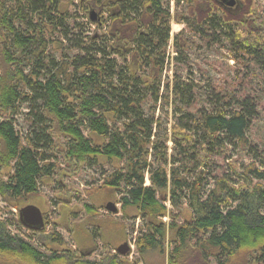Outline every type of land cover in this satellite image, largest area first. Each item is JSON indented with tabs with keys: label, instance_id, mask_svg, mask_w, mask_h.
<instances>
[{
	"label": "trees",
	"instance_id": "obj_1",
	"mask_svg": "<svg viewBox=\"0 0 264 264\" xmlns=\"http://www.w3.org/2000/svg\"><path fill=\"white\" fill-rule=\"evenodd\" d=\"M93 6L107 20L88 21L97 30L79 34L69 55L59 34L75 30L73 8L89 17ZM238 7L0 0V264H264V147L251 138L264 104V12L255 0ZM173 23L243 69L230 89L205 91L208 109L196 108L195 81L176 74L165 84ZM185 32L177 55L190 49ZM252 74L262 90L254 97ZM86 169L100 179L80 188ZM56 186L51 220L42 188ZM34 203L47 228L20 221ZM13 209L11 224L3 216ZM129 230L133 248L121 255L115 243Z\"/></svg>",
	"mask_w": 264,
	"mask_h": 264
},
{
	"label": "rangeland",
	"instance_id": "obj_2",
	"mask_svg": "<svg viewBox=\"0 0 264 264\" xmlns=\"http://www.w3.org/2000/svg\"><path fill=\"white\" fill-rule=\"evenodd\" d=\"M91 8V7H90ZM172 8H174V4L172 3ZM255 8H258L260 12H264V0H255ZM241 8H238V11L235 12L237 14H240ZM74 16L71 19V23H75V30H72L69 34L68 39L63 38L61 34H59L60 38L66 45V50L69 55L75 54L74 50V40L77 39V36L81 34L82 36L83 31H89L87 34H93L97 28L95 25H88V21H90L92 24L105 22L107 20L106 15L101 16V12L97 7H92L89 11L90 16L87 17L84 12L78 8H73ZM94 12L95 17L94 20L91 17V13ZM83 24L81 27L80 25ZM85 28V29H84ZM84 29V30H83ZM185 30V38L187 42L190 44V49L187 50L188 52H183L182 56L180 54L177 55L176 51L174 50L173 43L175 42V37L181 31ZM62 33V32H61ZM86 34V35H87ZM171 37L172 41L170 43V48L168 47V54L166 58L165 63V71H164V81L165 84L167 82H171L174 78V75L178 74L183 79H190L192 81H195L196 83L201 85V91L200 95L198 96L199 102L196 105L197 109H208L210 106L205 101V91H210L213 88L217 89L219 91V88L221 86V89H223V86H225L227 89H230L232 87V83L235 80V75H243V69L237 70L234 68V62L230 61L228 62L227 56L228 52L225 48L222 46H219L218 44H211L206 45V41L200 40L199 36H194L192 32L189 30H186L185 26L183 24H176L173 23L171 25ZM197 43V44H196ZM65 50V51H66ZM59 55V54H58ZM57 55V57H59ZM178 57L179 61L176 62V58ZM254 79V88L252 89V92H249V95H252L254 97L257 94H261L262 90L260 86H256L255 84L258 83L257 78L254 74H252V81ZM207 93L206 95H208ZM27 107L22 108V113L17 117V128L23 132L27 130V126L25 124V115L27 113ZM159 114V111H158ZM251 138L255 143H259L264 147V104L261 106L260 115L258 121L254 124V126L251 129ZM223 166L226 164L223 161H220ZM100 179L99 173H97L93 169H86L82 172V174L77 177L74 182L77 186L80 188L83 187H90L92 183L96 180ZM68 183L67 179H65ZM60 189L58 186L56 188H42V191L44 194L50 196L51 202L49 206H42L38 203H34L35 206L38 208L42 206L41 210L44 214H46L49 219L54 220L56 216V208L57 204L55 203L56 197H53V192L59 191ZM59 196H57L58 198ZM100 204V203H99ZM109 203L105 202L104 205L107 206ZM115 205V204H114ZM118 208V211H120L119 206H115ZM13 214H4V218L8 219L9 222L12 224L14 222L15 215L18 213L17 210L13 209ZM135 222V221H134ZM140 223L139 220H136L135 225L137 226ZM132 224V223H131ZM48 225L45 226L47 228ZM53 225L50 224L49 228ZM58 231L61 232V234L66 238L69 245H72V242L61 228L54 226ZM12 228L14 229V226L12 225ZM135 234L129 230L126 239H121L117 243H115V246L118 248L123 244H128V246H131L133 248V240H134Z\"/></svg>",
	"mask_w": 264,
	"mask_h": 264
},
{
	"label": "water",
	"instance_id": "obj_3",
	"mask_svg": "<svg viewBox=\"0 0 264 264\" xmlns=\"http://www.w3.org/2000/svg\"><path fill=\"white\" fill-rule=\"evenodd\" d=\"M235 2L236 0H232L229 5L233 6ZM91 17L94 20V12L91 13ZM106 208L108 211L118 213V208H116L113 203H109ZM19 217L22 224L29 229L41 230L45 227L43 213L37 206L29 205L20 209ZM130 248L128 244H123L117 248V251L121 255H126L130 251Z\"/></svg>",
	"mask_w": 264,
	"mask_h": 264
},
{
	"label": "flooded vegetation",
	"instance_id": "obj_4",
	"mask_svg": "<svg viewBox=\"0 0 264 264\" xmlns=\"http://www.w3.org/2000/svg\"><path fill=\"white\" fill-rule=\"evenodd\" d=\"M218 2L221 3V7L226 9L229 12H237L238 11V6H239V0H236L235 4L233 6H230L229 3L232 0H217ZM44 223H46V217L44 215Z\"/></svg>",
	"mask_w": 264,
	"mask_h": 264
}]
</instances>
